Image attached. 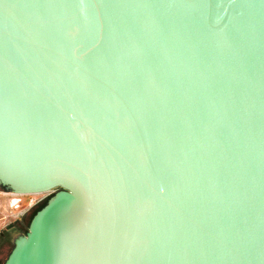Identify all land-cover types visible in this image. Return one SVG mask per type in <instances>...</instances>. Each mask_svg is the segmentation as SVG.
<instances>
[{
	"label": "water",
	"instance_id": "1",
	"mask_svg": "<svg viewBox=\"0 0 264 264\" xmlns=\"http://www.w3.org/2000/svg\"><path fill=\"white\" fill-rule=\"evenodd\" d=\"M0 185L4 264H264V0H0Z\"/></svg>",
	"mask_w": 264,
	"mask_h": 264
},
{
	"label": "rangeland",
	"instance_id": "2",
	"mask_svg": "<svg viewBox=\"0 0 264 264\" xmlns=\"http://www.w3.org/2000/svg\"><path fill=\"white\" fill-rule=\"evenodd\" d=\"M58 190L35 195L32 203L33 196L16 195L0 185V264H4L16 238L28 231L36 211Z\"/></svg>",
	"mask_w": 264,
	"mask_h": 264
},
{
	"label": "built area",
	"instance_id": "3",
	"mask_svg": "<svg viewBox=\"0 0 264 264\" xmlns=\"http://www.w3.org/2000/svg\"><path fill=\"white\" fill-rule=\"evenodd\" d=\"M44 194V193H42ZM16 195H30V196H34V195H37V194H16ZM34 197L32 198L31 202L34 203Z\"/></svg>",
	"mask_w": 264,
	"mask_h": 264
},
{
	"label": "bare ground",
	"instance_id": "4",
	"mask_svg": "<svg viewBox=\"0 0 264 264\" xmlns=\"http://www.w3.org/2000/svg\"><path fill=\"white\" fill-rule=\"evenodd\" d=\"M13 195H15V194H13ZM33 197H35V195Z\"/></svg>",
	"mask_w": 264,
	"mask_h": 264
}]
</instances>
